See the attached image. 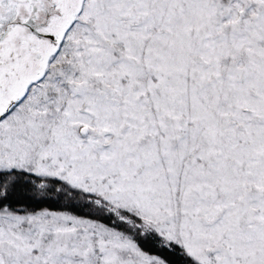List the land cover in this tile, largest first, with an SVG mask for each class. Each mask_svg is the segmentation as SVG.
<instances>
[{"label": "snow or ice", "instance_id": "snow-or-ice-1", "mask_svg": "<svg viewBox=\"0 0 264 264\" xmlns=\"http://www.w3.org/2000/svg\"><path fill=\"white\" fill-rule=\"evenodd\" d=\"M0 264H264V0H0Z\"/></svg>", "mask_w": 264, "mask_h": 264}]
</instances>
